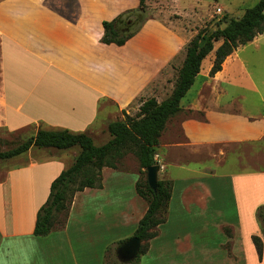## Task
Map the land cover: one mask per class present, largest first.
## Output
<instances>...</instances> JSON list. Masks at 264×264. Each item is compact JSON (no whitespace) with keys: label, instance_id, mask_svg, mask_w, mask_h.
Returning a JSON list of instances; mask_svg holds the SVG:
<instances>
[{"label":"crops","instance_id":"crops-1","mask_svg":"<svg viewBox=\"0 0 264 264\" xmlns=\"http://www.w3.org/2000/svg\"><path fill=\"white\" fill-rule=\"evenodd\" d=\"M154 6L157 0H145L143 8L139 0H0V131L22 133V141L38 130L91 134L109 118L117 116L108 123L121 120L123 113L133 116L144 100H165L187 39ZM129 16L136 21L126 42L102 43V23L116 19L122 32ZM248 44L264 46V33ZM241 49L245 46L212 77L213 55H208L180 111L165 124L156 147L161 154L155 148L154 159L160 166L157 177L171 182V195L166 220L137 264H264L257 218L264 207V93L259 90L264 80L255 81L236 60ZM259 59H252L250 69H261L253 62ZM247 94L252 95L249 105ZM32 149L18 165L15 159L23 154L0 160V264H81V255L92 250L106 264L108 245L97 241L101 234H33L36 213L50 183L66 169V159ZM106 171L114 170L103 169L102 177ZM39 179L46 195L25 216L22 209L36 198ZM104 187L76 193L68 217L79 196L90 198ZM137 203L142 211L136 208L132 214L135 225L147 207ZM169 224H188L189 229L166 240ZM253 236L262 242L260 259Z\"/></svg>","mask_w":264,"mask_h":264},{"label":"trees","instance_id":"trees-1","mask_svg":"<svg viewBox=\"0 0 264 264\" xmlns=\"http://www.w3.org/2000/svg\"><path fill=\"white\" fill-rule=\"evenodd\" d=\"M145 0H139L140 8ZM124 21V20H123ZM116 19L103 22L104 44L122 46L130 34L121 36L116 29ZM264 33V0L244 10L240 18H230L222 28L202 29L187 43L185 57L169 96L157 103L154 98L141 102L135 116L123 113V119L110 122L106 131L110 139L103 145L96 146L86 133H72L67 130H38L15 147L0 152V160H7L21 155L30 148L53 149L57 151L78 147L79 152L72 164L60 172L50 183L49 194L35 217L33 234L45 236L57 225L60 214H67L74 195L85 189L102 188V170H115L120 160L127 154L136 156L139 167L146 175V169L156 163L155 148L166 122L180 111V101L193 85L200 71L202 61L212 54L209 76L221 70L222 63L239 46L251 42ZM218 44L216 47L215 45ZM135 192L147 204L146 211L138 221L133 236L142 241L139 255L148 249L149 240L157 235V228L166 220L167 206L171 195V182L158 179L156 190H151L146 178L135 183ZM67 216V215H66ZM258 221L264 222V207L257 212ZM264 238V229H262ZM252 243L258 258L262 253V242L253 236ZM138 257L131 264H136Z\"/></svg>","mask_w":264,"mask_h":264},{"label":"rangeland","instance_id":"rangeland-1","mask_svg":"<svg viewBox=\"0 0 264 264\" xmlns=\"http://www.w3.org/2000/svg\"><path fill=\"white\" fill-rule=\"evenodd\" d=\"M256 2L257 0H157V6H154V8L155 11L160 10L162 18L174 22L180 27L185 34L188 43L197 32L202 29L211 31L217 28H222L225 25L226 20H229L230 18H240L244 10L252 7ZM122 27L123 30L120 35H128V29L124 26ZM217 45L218 44H216L215 47ZM243 46H245V49H241V52L238 55L240 56V60L239 58L236 60L240 62L242 61L245 67V72L250 73L255 81L259 82L264 80V46L260 45L258 49H255V45H249L248 43ZM211 56L212 55H210V57ZM257 57L260 59L254 60L253 62L256 65H259L263 70L250 69L252 59ZM209 58L203 62V69L207 67ZM255 75L259 77L256 78ZM260 83L262 84L264 81ZM259 90L264 93V84L259 86ZM252 95L256 96V93H252ZM252 95L247 94L244 95V97L248 98ZM249 101H251V99L248 98L245 104H251ZM135 115L136 114L133 116ZM116 117L117 116L114 118ZM114 118H109L108 121L103 122V125L98 126L95 131L88 134L96 146L103 145L110 139V136L106 131V124L109 121L114 120ZM21 141L22 133L8 134L0 131V152L15 147ZM159 150V148H156L157 153L161 154ZM32 152H37V150L33 148ZM39 152L61 154L63 158L66 159L64 165L65 168H67L72 164L74 157L79 152V148L73 147L65 151L47 149ZM40 156L41 154L33 155L32 158L35 159ZM43 157L47 158L48 155L46 154ZM27 159L28 156L23 154L18 159H15V165H18L20 162L26 161ZM143 171L144 170L139 167L136 156L132 153H127L120 160L117 168L113 172L106 171L103 174L102 184L105 186L104 190L101 193H96V195H91L90 198L79 196L73 203L71 216L68 217L73 198L69 205L66 214L67 216L65 214H60L57 219V225L52 230L95 232L101 234L98 236L102 237V239L97 241H102L103 244L107 242L108 249L105 258L106 264H121L116 258L115 250L122 242H125L133 236V230L134 227L136 228L137 224L135 225L134 221H132L135 219L132 214L136 208L138 212L142 211L139 210L140 208L138 209L137 202L140 201L143 203V206H147L146 202L138 197L135 192V183L138 180L146 178ZM52 173L50 167L48 175H52ZM219 173L222 172L216 170V174ZM160 176L165 177L166 171H160ZM36 187V198L32 202L26 201L27 204L22 209L25 216H30L31 212L33 213L34 211V205L46 195L44 181L39 179ZM223 195L227 203L230 196L226 189ZM134 198L138 199V201H135ZM225 209L226 212H230L227 208ZM258 222L262 229H264V222ZM186 228H188V224H169L165 227L164 236H166V240L169 238L170 240H173L171 237L176 233L185 234ZM101 246L102 245H100L99 248ZM84 259H88L90 264H100L98 252L96 253L94 250L88 252L87 255H81V264L84 263ZM140 259L141 255L138 257L136 264Z\"/></svg>","mask_w":264,"mask_h":264},{"label":"water","instance_id":"water-1","mask_svg":"<svg viewBox=\"0 0 264 264\" xmlns=\"http://www.w3.org/2000/svg\"><path fill=\"white\" fill-rule=\"evenodd\" d=\"M134 18H136V16H134ZM159 170L160 166L158 164L150 166L145 170L147 185L153 191L156 190V183L158 180L157 174ZM141 244L142 241L135 236L122 242L115 250L117 260L122 264L134 262L139 256Z\"/></svg>","mask_w":264,"mask_h":264},{"label":"flooded vegetation","instance_id":"flooded-vegetation-1","mask_svg":"<svg viewBox=\"0 0 264 264\" xmlns=\"http://www.w3.org/2000/svg\"><path fill=\"white\" fill-rule=\"evenodd\" d=\"M135 21H136V18H134V16H129L126 20H124L122 26H124L126 29L131 28L133 24L135 23Z\"/></svg>","mask_w":264,"mask_h":264},{"label":"built area","instance_id":"built-area-1","mask_svg":"<svg viewBox=\"0 0 264 264\" xmlns=\"http://www.w3.org/2000/svg\"><path fill=\"white\" fill-rule=\"evenodd\" d=\"M155 160V159H154ZM156 161V160H155ZM157 163V162H156Z\"/></svg>","mask_w":264,"mask_h":264}]
</instances>
